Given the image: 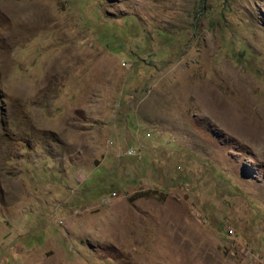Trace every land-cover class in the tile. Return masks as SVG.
I'll list each match as a JSON object with an SVG mask.
<instances>
[{
  "label": "rangeland",
  "instance_id": "rangeland-1",
  "mask_svg": "<svg viewBox=\"0 0 264 264\" xmlns=\"http://www.w3.org/2000/svg\"><path fill=\"white\" fill-rule=\"evenodd\" d=\"M0 264H264V0H0Z\"/></svg>",
  "mask_w": 264,
  "mask_h": 264
}]
</instances>
